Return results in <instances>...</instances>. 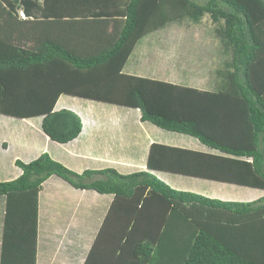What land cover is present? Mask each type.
<instances>
[{
  "label": "trees",
  "instance_id": "16d2710c",
  "mask_svg": "<svg viewBox=\"0 0 264 264\" xmlns=\"http://www.w3.org/2000/svg\"><path fill=\"white\" fill-rule=\"evenodd\" d=\"M204 18L224 57L210 90L124 71L147 34ZM61 95L135 111L206 149L154 141L145 168L125 173L79 172L46 151L17 159V176L0 179V264H39L46 235L62 237L78 264H264V0H0V116L15 126L35 120L51 142L70 143L82 120L57 105ZM168 173L253 198L212 197L200 183L173 185ZM48 180L109 196L110 206L90 224L39 225Z\"/></svg>",
  "mask_w": 264,
  "mask_h": 264
},
{
  "label": "crops",
  "instance_id": "0c3cea01",
  "mask_svg": "<svg viewBox=\"0 0 264 264\" xmlns=\"http://www.w3.org/2000/svg\"><path fill=\"white\" fill-rule=\"evenodd\" d=\"M153 33L156 35L154 38H159V31ZM162 46L165 47L164 45ZM155 47H157V44ZM158 54H162V52L159 51ZM153 65H155L153 69L156 70L155 73H151L152 69H149L150 73H148L141 66H136L134 69L131 68L128 73L148 77L154 76L151 78L200 89L210 90L212 87L211 84L208 87V84H205L204 80L199 77L198 80H174L168 69L165 71L160 70L158 62ZM59 103H61L60 106L74 109L82 120L81 132L73 141L66 144L51 142L35 120H29L24 125L20 121L15 126L14 118L0 116V179H9L17 176L20 172L15 165L17 159L28 161L45 151L53 158L79 172L84 167L103 169L111 166L119 172L125 173L128 170L145 168V157L148 147L154 141L195 150L206 149L194 137L175 133L164 134L148 123L139 122L136 112L132 110H125L124 108L104 103L81 102L77 98L63 95L59 97L57 105ZM163 175L173 185L180 184V187L185 186V189L188 188L189 182L193 184L200 183L199 185L203 187L201 192L212 197L220 199L238 198L241 196H243L242 199L253 198V196H249L250 192L246 193V188L243 187H228L216 181L189 178L178 174L168 173ZM92 177L97 179L104 176L95 174ZM199 180L204 181V183L199 182ZM50 182H52L54 188L50 186ZM108 199L109 196L104 198L94 192L69 190L63 186L61 187L59 182L48 180L43 185L38 197L39 225H41L42 221H45L48 226H54L53 228H55L60 221L64 220L68 221L67 225L73 219L76 223H79L81 218L85 221H88L86 218L97 220L100 217V213L104 214V209L109 208ZM1 225L0 221V227ZM39 228L41 227L39 226ZM65 230L69 231V229ZM57 231L49 232V234L60 238L56 233ZM40 237L38 245L39 264H78V261H72L67 254L62 252V248H66L62 237L58 240H51L54 243L47 242L46 238H49L48 235ZM42 244L45 248L42 247ZM50 245H53L56 249H51ZM60 254L62 256L56 259Z\"/></svg>",
  "mask_w": 264,
  "mask_h": 264
},
{
  "label": "rangeland",
  "instance_id": "374dc122",
  "mask_svg": "<svg viewBox=\"0 0 264 264\" xmlns=\"http://www.w3.org/2000/svg\"><path fill=\"white\" fill-rule=\"evenodd\" d=\"M158 31L159 38H154L156 35L149 33L136 44L124 68L125 72L141 66L150 73L148 70H153V64L158 62L159 69H168L174 80L188 81L200 78L208 87L214 84L215 69L222 67L224 57L212 23L204 18L200 23H172ZM183 35L186 37H182ZM159 51L162 54H158Z\"/></svg>",
  "mask_w": 264,
  "mask_h": 264
},
{
  "label": "built area",
  "instance_id": "2783aa9c",
  "mask_svg": "<svg viewBox=\"0 0 264 264\" xmlns=\"http://www.w3.org/2000/svg\"><path fill=\"white\" fill-rule=\"evenodd\" d=\"M20 15H22L23 16V13H22V11L20 10Z\"/></svg>",
  "mask_w": 264,
  "mask_h": 264
}]
</instances>
